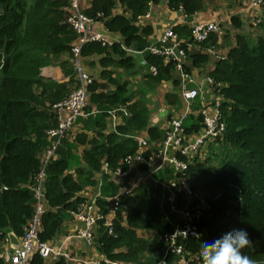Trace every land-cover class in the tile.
<instances>
[{
  "label": "trees",
  "instance_id": "16d2710c",
  "mask_svg": "<svg viewBox=\"0 0 264 264\" xmlns=\"http://www.w3.org/2000/svg\"><path fill=\"white\" fill-rule=\"evenodd\" d=\"M156 1L92 0L84 10L88 16L102 19L109 31L119 33L122 42L107 45L90 41L82 48L83 58L101 56L99 76L105 80L92 77L88 87V97L98 113L85 120V128L94 136L89 138L88 133L82 132L75 139L64 138L56 157L45 165L41 187L46 205L39 231L42 241L57 235L71 212L85 202L78 193L97 185L95 175L101 173L102 195L117 196L118 204L111 225L99 223L95 243L100 252L109 261L138 264H155L165 252L163 237L172 227L163 222L159 202L153 198L151 189L141 184L128 194L119 193V183L111 173L103 172L105 162L110 172L119 167L129 169L123 161L128 155H136L135 136L139 132L146 131L153 144L165 138L161 126L151 121L147 91H131L130 81L115 77L111 68L127 70L138 66L148 90L171 80L174 91L165 94V102L175 110L182 107L181 79L175 74V65L146 50L152 27L137 24ZM167 1L171 9L183 10L187 15L216 3V0ZM70 3L71 0H0V245L9 230L23 236L35 213V188L43 168L42 155L49 145L47 131L58 124L54 105L63 101L75 84L71 58L77 33L68 23ZM231 22L238 29L243 26L238 15ZM251 27L255 32L237 33L235 44L223 58H214V67L208 71L217 83L224 84L222 92L226 99L221 104L226 123L224 135L206 143L194 157L179 155L187 162L185 175L194 196L203 197L208 203L200 221L201 237L179 239V243L188 251L200 252L204 241L240 229L251 240L244 253L257 264H264V14ZM173 31L183 38L179 43L189 60L184 66L186 72L192 73L194 67L209 63L213 56L208 50L215 47L217 33H210L205 41L196 42L195 48L189 50L188 44L194 43L192 27L177 25ZM128 49L144 51L146 64L138 65ZM63 55L68 59L61 65L70 79L58 82L43 78L42 68ZM152 65L157 67L156 74L149 70ZM119 106L127 107L129 115L124 116V123L114 132L107 133L108 112ZM202 117L191 116L187 133L200 132ZM85 144L90 148L83 151L81 158L75 150ZM97 203L103 213L109 212L105 198L100 197ZM139 229L153 231L154 238H142ZM0 264L7 262L0 257ZM31 264L45 261L35 254Z\"/></svg>",
  "mask_w": 264,
  "mask_h": 264
},
{
  "label": "built area",
  "instance_id": "2783aa9c",
  "mask_svg": "<svg viewBox=\"0 0 264 264\" xmlns=\"http://www.w3.org/2000/svg\"><path fill=\"white\" fill-rule=\"evenodd\" d=\"M254 5L261 6L264 9V0H252ZM70 15L68 23L78 33L77 42L72 46V61L76 70V82L70 94L61 102L54 105L57 115L58 124L56 127L47 131V136L50 141L45 153V165L56 157L57 149L61 141L67 136L72 129L78 117L85 114V108L88 104V87L92 81V75L87 72L82 65L81 51L85 44L90 41H100L103 44L111 45L115 41L107 35L94 29L97 19L88 16L84 13L81 7V0H71ZM184 15L186 13L180 10ZM264 11V10H263ZM149 15V12L146 14ZM261 17H256L254 23H259ZM93 27V29H91ZM220 23L205 22L198 23L192 26L194 43L188 44V49L195 48V43L205 41L210 33H218L220 31ZM165 39H173L175 45L173 47H163L152 49L156 55L162 56L165 63H173L175 71L181 77V99L182 107L178 113L173 115L164 124L166 138L162 145V150L154 157L152 154L146 159L143 145L146 144V139L141 135H136L135 139L140 145V150L135 156L128 155L124 161L129 164L147 163L153 165L158 158H161L162 163L174 165L177 169V179L169 185L163 183V187H172L178 185L179 191L184 195H179L178 192H172L168 198V212L177 218V225L174 230L165 236L167 248L162 258L155 264H202L200 252L188 251L179 243V239H197L201 237L200 221L204 211L207 208V203L203 197H195L194 193L188 185V177L185 175L187 170V162L179 159L176 154H181L186 157H194L199 154V150L209 142L222 137L225 133L226 123L221 114V104L226 99L222 92L223 85L217 83L212 77L204 75V82L198 83L193 79V74L186 72L185 64L189 61L187 52L180 47L178 35L173 29H168L165 33ZM131 52H136L128 49ZM215 53L214 50H208ZM216 57L223 58L220 55ZM150 71L153 74L157 73V67L152 65ZM203 84L209 86V90L203 89ZM207 94L209 97H207ZM198 101V102H197ZM198 105V107H197ZM123 111V108H116L113 111V117H116L118 112ZM202 115V125L199 133H187L186 123L191 116L198 117ZM174 151L175 156L169 155V151ZM45 165L38 174L39 183L35 188L36 197L38 199L37 209L33 215L29 225L25 227L24 235L21 237L18 246L14 249L12 256V264H31V260L35 254H39L43 259L50 257L59 258L61 256L67 258L69 255L64 253L63 246H56L48 241H42L39 238L41 228V215L43 213L40 201L42 199L41 182L45 176ZM158 168V167H157ZM155 168V170L157 169ZM108 164H105V171H108ZM153 171H151L152 173ZM120 176L128 174V170L116 171ZM151 173L145 176L152 177ZM95 206H90L85 209L82 203L75 211L78 219L86 224L85 231H82L79 236L93 242V227L98 220H101L99 213L94 211ZM111 222L106 221L105 226H110ZM197 234L199 236H197ZM108 264H137L134 262H125L119 260L108 261Z\"/></svg>",
  "mask_w": 264,
  "mask_h": 264
},
{
  "label": "crops",
  "instance_id": "0c3cea01",
  "mask_svg": "<svg viewBox=\"0 0 264 264\" xmlns=\"http://www.w3.org/2000/svg\"><path fill=\"white\" fill-rule=\"evenodd\" d=\"M91 1L92 0H81V7L83 11L88 7H90ZM236 1L239 0H232V2H230V0H216V3L212 7L207 8L206 10L203 11H198L191 15H187V14L184 15L180 11V9L179 10L171 9L168 6L167 0H158L152 3L150 10L148 11L149 15L148 16L144 15L140 17L137 22V24L140 25L141 27L148 25L152 27V33L148 37L149 45L146 50L153 53L152 49L173 47L175 45L174 40L165 39V33L168 29H173L177 25H187L189 27H192L193 25H196L198 23H205L210 21L219 22L221 27H220V31L216 34L218 36L217 43L215 47L210 48V50H214L215 53L208 51V53H210L211 56L213 57H211L209 63L202 65L200 67H194L192 69L193 79H195V81L198 83L204 82L203 80V77H205L204 75H208V71L214 67V62H215L214 58H217L216 55H220L221 57H224V54L230 49L231 46L235 44V35L237 33L239 32L254 33L255 28L251 27L252 24L254 23V19L259 16L262 17L264 14V11L263 9H261V6L254 5L252 3V0H243L242 3ZM118 11L121 12L122 8L121 9L119 8ZM235 15L240 16V18L242 19V25H243L242 28L238 29L232 25L231 18ZM97 20L98 21L94 26L95 30L103 33L104 35H107L110 39H113L115 42H120V43L122 42V36L119 33L109 31L102 19H97ZM91 29H93V27H91ZM77 38H78V33H77ZM77 38L72 46H74V44L77 42ZM180 40H183V38H179V41ZM129 52L133 54V52L131 51ZM140 52L143 53V58L145 60L144 51H140ZM81 58L84 69L87 72L90 71L93 77H98L101 71V67L98 66V63L100 64L101 56L90 55L86 58L85 57L84 58L81 57ZM65 59H68V56L63 55L58 60L51 63L50 65L43 67L41 70V76L45 79H53L58 82L68 81L70 79V76L66 74L65 70L61 65V62ZM137 63L138 65H145L146 60H145V64L139 63L138 60ZM73 67L75 73L74 79L76 82V70L74 63H73ZM111 70L114 71L115 77L117 76L121 78L123 81L124 80L130 81L129 89L131 91H138V90L147 91V99L149 100L148 106L150 109L151 121L154 125L158 124L161 126V128L165 132V138H166V131L164 129V124H166V121L171 117V115H173L172 114L173 110L174 113H178L180 111L173 109L171 106H168L167 103L165 102V94L167 92L174 91L173 82L171 80L163 81L159 85V87L148 90L145 87L144 81L141 76V69L138 66H136L133 69H127V70H124L122 67H113L111 68ZM175 74L178 75L176 71ZM178 76L180 77V75ZM98 81H105V80H103V78L99 76ZM222 85L224 87V84ZM111 88H113V86H111ZM203 89L209 90V86L207 84H203ZM209 96L207 94V97ZM89 106L91 107L89 108L90 111L87 108ZM116 108H123L126 110L127 113L120 111L118 112L116 117H113V111ZM97 113H98L97 107L91 104L90 99L88 97V104L85 108V114L77 118L72 129L69 131V133L65 138L75 139L76 136L82 132L88 133L89 138H92L94 134L92 131H88L85 128V120H87L90 115L96 116ZM128 115L129 112L127 110V107L119 106V107L111 108V110H109L108 112V117H107L108 124L105 132L107 133L114 132L118 125L124 123V116H128ZM189 120L187 121L186 126L190 123ZM137 135H141L146 139V144L143 145L142 148L144 149L143 151L144 154H149L148 156L152 154L154 157H156L157 154L162 150V145L163 142L165 141V138L163 139V141H161V143L159 142L153 144L150 142V136L146 131H141ZM136 142L138 148L135 154H137L138 151L140 150V145L138 144L137 140ZM47 148L44 150L42 155L43 166L45 165L44 161H45V153ZM89 148H90L89 144L78 145L75 152L77 155H79L82 158L83 151ZM169 155L175 156V152L171 150L169 151ZM179 155L180 154H176L178 158ZM148 156H146L145 158L148 159L149 158ZM161 163H162L161 158H158L153 165H148L147 163H137L132 165L128 164L129 166L128 174L124 176H120L119 174L116 173L118 168L114 172H110L109 169L108 171H105V164H107L105 162L103 165V170H104L103 172L108 175L109 173L112 174L110 176L113 177V179H115L116 182L119 183L120 185L119 193L122 194L130 193L136 186H139L141 184L148 186L151 189V194L153 198L157 199V201L159 202L160 216L162 217V219H164L163 222L171 225L172 227L171 232H172L177 225V218L173 214L168 212L167 198L172 192H178L179 195L182 197L184 194L179 191L178 185L176 186L173 185L170 188L163 187L162 185L163 183L169 185L171 182L175 181L177 179L178 174H176L177 169L174 165L170 163H165L160 167ZM119 168L122 170L121 167ZM155 168L157 169L155 170ZM151 171L153 172L151 173ZM150 173L152 177L145 176ZM95 176H96L97 185L87 186L78 193L79 197L85 199V202H83L85 209H88L90 206L94 205L95 206L94 211L96 213H99V215L102 217L101 220L97 221V223L94 225L92 229L94 235L93 242L91 243L88 240L84 239L83 237L79 236V234L82 231H85L86 224L76 217L75 212H71L70 217L63 223L57 235L52 240L48 241L56 246L62 245L64 253H67L69 257L67 258L63 256L59 258L50 257L48 259H44L45 264H57L60 260H63L64 264H108L109 260H107L106 257L100 252L99 248L95 243V237L99 230L100 221H104V225H105L106 221L112 222L113 218L115 217L117 210L116 204H118L117 203L118 197L117 196L108 197L102 195L101 193V185L103 184L102 175L101 173H97ZM41 191H42V187H41ZM100 197L105 198L109 202V212H107L106 214L102 212L100 205L97 203ZM37 204H38V199L35 204V212L37 209ZM40 204L42 205L44 211L46 203L44 202L43 191H42V199L40 201ZM124 214L126 215V213ZM11 232L14 235H16L13 231L9 230L5 241L0 245V257L3 258L7 262V264H12V256L14 254V249L16 248L14 246V243L11 241L9 235ZM138 233L142 238L145 239H149V238L153 239L155 236L153 231H149V230L147 231V230L139 229ZM169 233H166L163 237L165 242V251L167 248V242L165 240V236ZM21 237L17 236L19 242Z\"/></svg>",
  "mask_w": 264,
  "mask_h": 264
},
{
  "label": "clouds",
  "instance_id": "9594fccd",
  "mask_svg": "<svg viewBox=\"0 0 264 264\" xmlns=\"http://www.w3.org/2000/svg\"><path fill=\"white\" fill-rule=\"evenodd\" d=\"M250 244L248 233L240 229L227 232L213 241H204L200 248L202 264H257L244 253Z\"/></svg>",
  "mask_w": 264,
  "mask_h": 264
},
{
  "label": "water",
  "instance_id": "95a60500",
  "mask_svg": "<svg viewBox=\"0 0 264 264\" xmlns=\"http://www.w3.org/2000/svg\"><path fill=\"white\" fill-rule=\"evenodd\" d=\"M133 55L137 58L139 63H144L145 64V60L143 58V53L142 52L136 51V52L133 53ZM9 235H10L11 241L14 243V246L17 247L18 244H19V240H18L17 236L14 235L12 232Z\"/></svg>",
  "mask_w": 264,
  "mask_h": 264
},
{
  "label": "rangeland",
  "instance_id": "374dc122",
  "mask_svg": "<svg viewBox=\"0 0 264 264\" xmlns=\"http://www.w3.org/2000/svg\"><path fill=\"white\" fill-rule=\"evenodd\" d=\"M92 71V70H91ZM90 74H91V72L90 71H88ZM92 75V74H91ZM92 77H93V75H92ZM206 201V200H205ZM206 203H207V201H206ZM208 204V203H207Z\"/></svg>",
  "mask_w": 264,
  "mask_h": 264
}]
</instances>
